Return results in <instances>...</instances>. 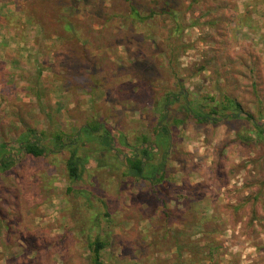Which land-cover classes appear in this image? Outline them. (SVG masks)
Segmentation results:
<instances>
[{"label":"rangeland","instance_id":"1","mask_svg":"<svg viewBox=\"0 0 264 264\" xmlns=\"http://www.w3.org/2000/svg\"><path fill=\"white\" fill-rule=\"evenodd\" d=\"M236 11V0H0V161L12 157L0 264H93L97 240L101 264H264V12L249 24ZM179 89L193 113L181 96L162 117ZM210 109L216 123L196 116ZM159 124L164 178L129 176L128 149L155 145ZM30 131L45 156L12 147Z\"/></svg>","mask_w":264,"mask_h":264},{"label":"trees","instance_id":"2","mask_svg":"<svg viewBox=\"0 0 264 264\" xmlns=\"http://www.w3.org/2000/svg\"><path fill=\"white\" fill-rule=\"evenodd\" d=\"M22 1H26V0H22ZM163 10L164 13L168 15V17H170V19L173 21L175 28H174V32H183V27L181 26L180 23H176V17L174 11H171V9H169V5H165L163 6ZM26 12V9H24ZM23 10V11H24ZM28 15V13H27ZM131 17H133V19L138 20V21H142L143 18L140 17L139 13L134 9L131 8ZM28 22L31 25H39L40 30L42 31V35L44 33L45 30V26L47 25L45 20L39 18L38 16L36 17L34 14H29L28 16ZM245 17V16H244ZM241 17H237L236 19L240 20ZM239 21V22H240ZM68 28V27H67ZM177 55H173V52L171 51V57H169V62H171L172 60L177 59ZM201 70V69H200ZM183 97L182 99V111L186 112V113H193V109L191 107V103H189V101L186 100V95L183 93L182 89H179L176 92H171L168 95H166L163 98V104H162V110H161V114L162 117L165 115L166 111L177 101L179 100L180 97ZM229 104L231 106H234L235 108V113L236 115H234V117H238V116H244L245 118H247L255 128H259L258 125L255 124V122L253 121L252 117L247 114L244 113L242 111V109L240 108L239 104L235 103L234 101L229 100L228 101ZM218 111L217 109H210L209 111V115H203V113H196L197 115H200L201 118H203V122H212V123H216L217 121L215 119H209L210 115H215L217 114ZM232 118V117H231ZM103 130L104 132V136L106 135V138H104V144H111L112 143V138L110 133H108L103 127H99V126H95L94 128L91 129V132H98V130ZM84 130H88L87 127L84 128ZM155 131L157 132L158 136H157V141L155 145H150L147 141V139H143L142 143L140 144V146L136 149H128L130 151V155L131 157H127L126 159V164H127V169H128V175L134 178H140V179H148V180H152L153 178H155L156 176H158L159 180H162L165 176V171H164V166H165V156H162L160 158V160L156 163H153V157L154 154L158 151V148H160V150H162L164 152V154L167 152L169 146H171V135L168 131V128L165 125H157ZM55 143H54V149L56 150H62L65 146V144H63L61 142V138L56 136V138L54 139ZM149 144V145H148ZM0 150L1 151H5L8 150L7 144H1L0 146ZM16 149H19V153H21L22 155H30L32 157H43L46 155L47 153V148L46 146H44L43 144V138L40 134H36L33 131H30V137L29 138H24V140L22 142H17L16 144H14V146H12ZM51 151H49L50 153ZM12 157L6 158L5 156L2 157L1 161H0V170L1 172H5L9 169L10 165L9 163L11 162ZM77 156L76 153L72 151L71 156L67 162V169L68 172L70 174V177L72 179H76L78 177L77 175ZM104 248V243L101 241H95L93 242V247H92V251H93V264H101L100 260H99V256H100V251Z\"/></svg>","mask_w":264,"mask_h":264},{"label":"crops","instance_id":"3","mask_svg":"<svg viewBox=\"0 0 264 264\" xmlns=\"http://www.w3.org/2000/svg\"><path fill=\"white\" fill-rule=\"evenodd\" d=\"M259 8L263 10L261 12V13H263L264 12V0H236V9H239V11H236L237 12V17H241V16H239V12H240V14H246L245 12L247 10H250L249 11V13H250L249 18H252V19L247 22L249 24L251 22L253 24H254V22H257V21H253V20H258V21L259 20H263V18L261 16H257V10ZM241 9L243 11H240ZM38 26L39 25H34L35 28L38 27Z\"/></svg>","mask_w":264,"mask_h":264}]
</instances>
